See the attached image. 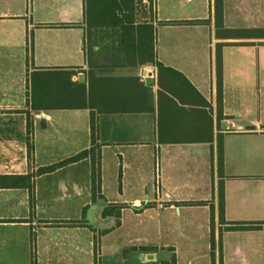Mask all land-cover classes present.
I'll list each match as a JSON object with an SVG mask.
<instances>
[{
    "label": "crops",
    "instance_id": "0c3cea01",
    "mask_svg": "<svg viewBox=\"0 0 264 264\" xmlns=\"http://www.w3.org/2000/svg\"><path fill=\"white\" fill-rule=\"evenodd\" d=\"M0 176V264H264V0H0Z\"/></svg>",
    "mask_w": 264,
    "mask_h": 264
},
{
    "label": "trees",
    "instance_id": "16d2710c",
    "mask_svg": "<svg viewBox=\"0 0 264 264\" xmlns=\"http://www.w3.org/2000/svg\"><path fill=\"white\" fill-rule=\"evenodd\" d=\"M129 3L134 2V0H128ZM215 13H216V23L217 25L220 24V22L222 21L223 18V0H215ZM200 22H206L204 20H193V21H170L168 23H200ZM155 65H157V67L159 68L160 71H162V69L166 68L164 67L160 62H155ZM166 69H170V68H166ZM173 70V69H172ZM72 75V72H69V76ZM217 77H218V98H219V104L222 105V96H223V67H222V53L220 51V49L218 50L217 53ZM54 82L50 83L48 82L47 85H45L44 87L41 86L40 83H38L36 80H32L31 82V98H30V102H31V109L34 112H40V111H44V110H49L52 108H67V107H71L70 105L67 104H53L51 103L52 100H54L56 91L52 88H48V85H59L57 84L58 81L53 80ZM77 85L79 86V98H81L80 96H82L83 93V83L77 82ZM60 90H58L57 94H59ZM75 94V92H74ZM63 100H66V95L67 92L63 91L62 94ZM75 107V106H74ZM91 129H92V141H95V131H96V125H95V120L94 118H92L91 121ZM33 127L32 124L29 120V125H28V137H27V143H28V150H29V157L32 159L33 157V152H34V145H33ZM90 156L92 158L93 161V165H94V181L96 183V185H100L101 183V171H100V165L97 161V156L95 153V148H92L91 150H84L80 153H78L77 155L64 160L62 162L47 166V167H42L39 169L38 173L42 174V173H47V172H52L55 171L56 169H58L59 167L66 165L68 163L71 162H75V161H79L83 158H86ZM219 162L222 165V158L219 159ZM1 177V176H0ZM33 177V175H28L27 178H29L31 180V178ZM13 185H18V183H14ZM31 186V184L29 185ZM106 211L103 212V217L106 216ZM220 220L222 223H224L225 219H224V196H223V192L222 190L220 191ZM263 226L259 225V226H248V225H236V226H232L229 227L228 229H233V230H239V229H249V228H261ZM222 232V231H221ZM220 232V234H221ZM221 235H220V239H219V247H220V264H222V256H221ZM213 251L216 248V243L215 240L213 238ZM173 262H175V260H173ZM33 264H36V261L33 260ZM163 264H169V262H164ZM213 264L215 263V254H213Z\"/></svg>",
    "mask_w": 264,
    "mask_h": 264
},
{
    "label": "rangeland",
    "instance_id": "374dc122",
    "mask_svg": "<svg viewBox=\"0 0 264 264\" xmlns=\"http://www.w3.org/2000/svg\"><path fill=\"white\" fill-rule=\"evenodd\" d=\"M46 219H50V220H56V219H61L59 217V214L56 213V212H46L45 214H43ZM93 219V218H92ZM197 240H196V249L201 252L200 254L201 255H196L195 257L191 258V264H209V262L207 263V260L204 259V252H205V247H206V238H204V234L203 233H200L198 236H197ZM182 240V239H181ZM183 243H184V240H182ZM47 261V257H44L43 258V261ZM188 263V260H185L183 262V264H187ZM219 264V262H218Z\"/></svg>",
    "mask_w": 264,
    "mask_h": 264
},
{
    "label": "water",
    "instance_id": "95a60500",
    "mask_svg": "<svg viewBox=\"0 0 264 264\" xmlns=\"http://www.w3.org/2000/svg\"><path fill=\"white\" fill-rule=\"evenodd\" d=\"M80 80H81V81H84V76H81V77H80ZM149 258L151 259V258H153V256L150 255Z\"/></svg>",
    "mask_w": 264,
    "mask_h": 264
}]
</instances>
